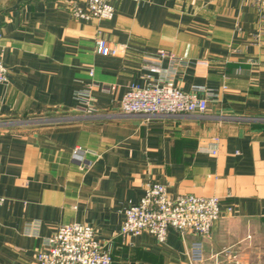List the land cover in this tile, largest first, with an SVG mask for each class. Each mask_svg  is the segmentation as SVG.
Wrapping results in <instances>:
<instances>
[{
	"label": "crops",
	"instance_id": "0c3cea01",
	"mask_svg": "<svg viewBox=\"0 0 264 264\" xmlns=\"http://www.w3.org/2000/svg\"><path fill=\"white\" fill-rule=\"evenodd\" d=\"M110 3L112 20L85 22L71 10L80 0H0V264H37L71 224L91 226L112 264H194L193 235H120L152 183L220 200L198 264H264V12L253 0ZM98 39L122 49L100 56ZM170 82L208 111L122 114L131 86ZM89 91L94 114L81 109Z\"/></svg>",
	"mask_w": 264,
	"mask_h": 264
},
{
	"label": "built area",
	"instance_id": "2783aa9c",
	"mask_svg": "<svg viewBox=\"0 0 264 264\" xmlns=\"http://www.w3.org/2000/svg\"><path fill=\"white\" fill-rule=\"evenodd\" d=\"M72 6V13L78 20L85 22L112 20L115 14L111 0H80ZM139 1V0H133ZM264 12V0H253ZM3 36L0 33V85L9 84L8 70L4 64ZM121 47L112 46L104 39L96 41V53L103 57L116 56ZM164 57L165 54L163 53ZM154 73L158 66H151ZM94 75L90 72V76ZM95 83L91 90L98 88ZM113 92L114 87L104 88ZM91 91L83 98V109L94 114ZM122 114L142 117H170L204 115L208 111V101L197 94H186L174 84L139 88L131 86L121 102ZM80 158L81 168L90 170L91 164L85 160L81 149L74 151ZM6 200L0 197V211ZM220 200L216 197L204 198L192 195L173 197L167 187L160 183L149 184L138 205H129L124 211V222L120 235L123 238L148 234L160 245L166 243L170 230L176 231L182 239L193 235L198 239L192 242L190 257L194 264L204 261L203 241L210 237L215 223L221 218ZM37 264H112L109 247L102 245L96 238L95 230L88 225L71 224L58 227L44 247L37 252Z\"/></svg>",
	"mask_w": 264,
	"mask_h": 264
}]
</instances>
